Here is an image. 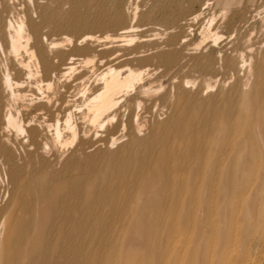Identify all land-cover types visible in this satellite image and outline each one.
I'll return each instance as SVG.
<instances>
[{"label": "bare ground", "instance_id": "6f19581e", "mask_svg": "<svg viewBox=\"0 0 264 264\" xmlns=\"http://www.w3.org/2000/svg\"><path fill=\"white\" fill-rule=\"evenodd\" d=\"M15 1L0 0V54L7 57L0 61V157L12 164L17 145L29 169L9 176L22 190L0 212V264H209L205 251L180 255L173 238L192 231L201 240L212 230L211 212L221 235L236 229L238 203L247 210L261 204L260 215L252 211L245 220L256 241H264V38L241 47L237 34L217 56L202 43L177 49L182 35L128 49L136 27L107 8L112 0H91L99 11L92 29L106 30L102 39L111 46L59 58L60 44H43L37 29L26 30L25 17L11 20L7 7ZM196 16L188 15V25ZM207 24L213 46L221 37ZM192 55L213 86L214 61L233 73L244 70L241 88L248 91L238 94L237 105L235 95H204L209 84L159 82L160 68L187 69ZM139 60L148 64L136 66ZM66 145L72 151L64 159L58 149Z\"/></svg>", "mask_w": 264, "mask_h": 264}, {"label": "rangeland", "instance_id": "374dc122", "mask_svg": "<svg viewBox=\"0 0 264 264\" xmlns=\"http://www.w3.org/2000/svg\"><path fill=\"white\" fill-rule=\"evenodd\" d=\"M86 1H87V3H86ZM114 4H115V7H114ZM89 6H91V7H89ZM107 6H108L107 7L108 9L111 8V10L115 9L116 11H119L123 16L125 23H131L133 26L136 27L134 29L135 32L132 33V36L134 35L136 37V39L134 40L135 42L133 41V43L128 44L126 47L128 49L138 47V51L147 50L148 47L142 46L143 44H145L144 42L148 41L149 43H152V42H155V40L159 41V42H166L167 40H170L172 38H178V37H181V35H182L186 38L184 41H181L182 43L180 42V45L177 46V49H179V47H181L182 45L183 46L190 45V47H192L193 45L202 43L203 44L202 47H204V45L205 46L208 45L206 47V48H208L206 52L208 53V52H210L209 50H213L212 55L215 56L216 50H218L222 45L229 43V41L234 42V40H235V42H236L238 39V36L244 37L242 39L244 43H241V47H244L246 45L255 44V42L256 43L260 42L264 38V37H262V36H264V30H263V28H264V0H118V2H117V0H112L110 2V4H108ZM181 6H183V7H181ZM87 7H88V9H87ZM95 7L96 6H94L92 4L91 0H89V1L88 0H83V1L82 0H31L30 2H27V0H16L15 2H13L12 5H8L7 11L9 13V15L12 16V18L15 17L14 19L11 18L12 21H15L19 18L25 17L26 30L31 32V30L37 29L38 33L40 35L39 40H41L42 43L45 40V43H43V44H46V42H47V44L50 42H53V43L56 42V43L60 44V47H58L54 51L61 52V55H59V58H62V57L66 58V56H68L70 54L71 55L83 54L84 53L83 50L87 46L97 47V45L100 43L106 44V42H103V39H102V36H105L104 33L106 32V30L92 29L93 22L97 19V17H98L97 15L99 12V11H97L98 9L97 10L93 9ZM21 12H23V14ZM171 13H174V14H171ZM190 13H194L195 15H197L196 16L197 19L192 20L189 23L190 25H188V21H190V20H187V19L189 18L188 15ZM134 14H136V15H135V18L133 19ZM17 15H19V16H17ZM27 16H29V17L27 18ZM90 16H92V18ZM28 19H29V21H28ZM210 20H211V26H210L211 29L209 28V31L211 33H215V34L217 33L216 35L221 37V39L216 44H214L213 46L211 43L212 39H209L210 37H208V35H206L207 29H208L207 23H209ZM89 22H90V24H89ZM244 23H245V25H244ZM76 24H78L79 29L76 28V29L71 30V29L65 28V27H69L70 25H76ZM174 25H175V27L173 28ZM34 26L36 28H34ZM171 27H172V29H171ZM82 34L83 35L84 34L85 35H91L94 38L92 39V41L91 40H89V41L85 40L83 43L82 40L79 39L80 36H82ZM237 34H238V36H237ZM234 37H235V39H234ZM65 39H68V41H66ZM152 40H154V41H152ZM78 41H80V42L78 43ZM94 41H97V42H94ZM141 41H143V42H141ZM32 43H33V37L31 39L29 45H31ZM110 46L111 45L106 44L105 45L106 48L105 47H103V48L107 49ZM261 53L262 52L257 54L258 58L261 57ZM1 55H3V54H0V61L3 59L5 62L7 57L5 55H3V56H1ZM235 58H236L235 62H239V60H240L239 57H234V59ZM186 59L187 60H185V61L189 64L186 63L187 69H186V67H184V69L182 68L183 71L181 69L179 70L178 66L173 67L174 69H172V67H171L168 72H163L162 71L163 68H160L158 70L159 72H157V74L161 76L159 79V82L162 84H168V83H171V81H172V83H175L182 78L186 81L188 80V81L194 82L195 83L194 85H196V86H198V85L202 86L203 85L204 88H205L206 84H209L212 87L210 86V88L206 89V92L204 89V91H203L204 95H216V94H221V93H222L221 95H225V94L235 95V97L231 96V98L233 97L232 100L234 101L233 103L235 105L238 104L239 100H237V99H239V98L241 99V96H242V95H238V94L244 93V91H245L243 88H241L242 81L240 82V80H242L243 75H244L243 69L238 70L237 72L233 73V71H231V70L230 71L227 69L224 70L221 61H219V60L214 61L215 63L213 62V64H214V66L215 65L216 66L213 68V70L215 71L216 76H217L216 77L217 83H216V85L214 84V86H213L212 85L213 80L208 82L207 79H209V76L206 75L204 72H202L200 70V68H198L196 66L195 56L192 55L191 57L186 58ZM237 59H238V61H237ZM58 61L59 60H57L54 65H57L59 63ZM7 63H8V61H7ZM134 64L136 66H144L148 63L146 61H142V60L140 61L139 60V61L134 62ZM153 65H156V64L154 63ZM88 67H89V65H87L86 69H88ZM31 68H33V67H31ZM31 68H29V70L32 71L33 79L38 80L40 76L36 77V75H33L34 74V68L33 69H31ZM219 68H221V69H219ZM79 70H82V69H79ZM79 70L77 69V71H79ZM176 72H177V74H176ZM33 79L31 77V81H34ZM204 81L207 83H205ZM155 85H158V83H155ZM193 86L191 84H189L188 89L193 90V88L196 87V86H194V87ZM24 88H26V85H24ZM236 88L238 90H240L241 92H239V93L236 92L235 91ZM41 90H44V87L41 88ZM242 90H243V92H242ZM247 91H245V92H247ZM236 95H237V97L238 96H240V97L236 98ZM25 102L26 101L24 100V102H23L24 107L23 108L28 109L29 106L26 107L28 105L27 104L28 102L27 103H25ZM79 105L81 106L82 104L80 103ZM17 108H18L19 112L21 113V108H20L19 102L17 104ZM81 109H82V107H81ZM161 116H162V118H161ZM155 118H157L156 120L158 122H163L164 119L166 118V116L158 114V115H156ZM147 132L148 131L145 130V132H142V133L144 135H146ZM10 135H12V131H10ZM105 147L106 146H104V145L100 146L99 151H102V148L104 151ZM118 147H119V145H114L109 150H111L112 148H113L112 150H115ZM59 149H61V148H59ZM59 149H58V154H61L62 158H64V159H67L68 156L70 155V152L72 151V147L70 145L63 146L61 150H59ZM11 151H12V156H13V163L12 164H9L7 162L5 164L4 160L0 157V160H1L0 161V189H1L0 190V212L1 211L5 212L6 210H8L9 206H11L10 202H12L14 196L16 195V192L22 190V188L20 189V188L15 187V185L11 182V179L9 176L12 175V172H16L17 170L20 173V175L24 176L25 173L26 174L28 173V169H29L28 166L26 165L27 155L24 153V151H22L21 148L18 147L17 145H13L11 147ZM65 155H66V157H64ZM24 158H26V159H24ZM2 160H3V162H2ZM21 165H22V167H21ZM23 167H25V168L23 169ZM60 167L61 166L56 165L53 168H55L56 170H59L58 168H60ZM257 202H258V200H257ZM239 204L240 203L237 204L238 206L237 205L235 206L236 208L234 207L236 212L234 211L235 214L232 216L233 220L236 222V224H235V227L237 226L236 229L233 226L234 230L233 229L231 231L227 230L226 233L224 232L225 234L223 233L221 235L220 231H219V227H221V225L217 223V222L220 223V221H218L219 219L216 218L217 215L214 218L215 213L211 212L213 214H209V216L211 218L208 216L210 218L208 220L212 221V224H211L212 230H207V232H205V236H208V237L204 236L200 240L198 238V236L195 235V232H192V231H187V233H185V234H184V232H181V234L184 236L183 238H181L180 233H179L180 235L176 234L175 239L173 238V241L176 240V241H174L175 242L174 245L176 244L175 248L179 249L178 253L183 251L182 253H180V255H182V254H186L184 252L188 253L190 251H193L196 253L201 252L203 254H205V252H206L207 253L206 254L207 255V261H208V258L211 261V262L209 261V264H264V244H263L264 241L263 240H261L260 242L256 241V239L258 238V235H257V237H255V234L253 233V231L252 232L250 231L251 229L249 228V224H247L248 221H246V220H249L248 217L252 213V211H255V212H253V213H255V216H257L258 214L260 215V213L262 211V206H261V204L259 205V203H257L255 206L258 207V209L256 207H254V209L251 208L252 210L249 209L250 210L249 211L246 209L245 203H242L240 205ZM243 204H244V206H243ZM243 208L249 212L243 210ZM243 211H245L246 213L245 212L243 213ZM241 213H243L242 214L244 216V217L242 216L243 218H240ZM245 214L247 217H245ZM245 218H246V220H245ZM215 219H217V221ZM238 219H239V221H238ZM243 221H244V223H243ZM237 222H238V225H237ZM214 225H216V226H214ZM248 229H250V230H248ZM216 230H218V231L214 232ZM211 231H213V232H211ZM245 231L247 233H245ZM190 232H192V233H190ZM207 233H209L210 235ZM192 234L195 235L194 238H193ZM252 234H254V235H252ZM177 235L180 237H178ZM185 235L186 236L189 235V236H187V239L185 238L186 237ZM177 238H178V240H177ZM180 241L181 242L183 241L182 243L183 244L185 243L186 245L185 244L183 245ZM195 241L199 244H193V242H195ZM218 243H219V245H218ZM196 246H198V248ZM254 247H255V249H254ZM189 249H191V250H189ZM209 253H210V255H209Z\"/></svg>", "mask_w": 264, "mask_h": 264}]
</instances>
